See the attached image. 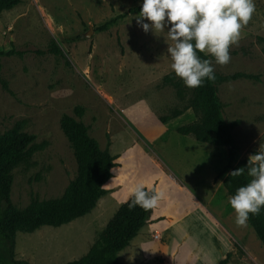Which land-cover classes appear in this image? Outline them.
Masks as SVG:
<instances>
[{"label":"rangeland","instance_id":"rangeland-1","mask_svg":"<svg viewBox=\"0 0 264 264\" xmlns=\"http://www.w3.org/2000/svg\"><path fill=\"white\" fill-rule=\"evenodd\" d=\"M142 3L143 0H20L15 8L1 15L0 50L13 48L25 54L22 58L1 60L0 81L6 83L7 90L0 84V136L22 123L23 131L33 135L36 144H47L28 164L12 172L10 201L16 209L24 210L32 200L60 198L75 179L73 151L59 128V120L65 114L73 116V109L79 106L84 109L81 122L101 150L160 148L182 179L191 183L190 192L202 206L195 204L214 225H217L214 219L219 221L220 211L227 214L232 210L229 196L221 186L222 179L214 181L226 164V150L199 144L192 137L176 133V129L196 121L197 116L188 109L191 98L188 90L184 89L180 99L173 88L162 85L165 75L174 74L167 52L172 41L167 33L143 32L136 22L138 14L129 15L105 32L97 31L104 22ZM255 3L256 11L241 30L238 44L230 47V62L217 65L213 61L215 73L221 76L255 77L215 85L222 119L231 126L237 161L264 147V55L263 46L257 42L258 37L264 38V0ZM90 28L92 33L86 37ZM51 41L59 46L65 58L35 54L45 51ZM144 111L150 117L143 121ZM175 111L181 115L166 123L160 121L162 117L172 118ZM131 161L114 171V179L125 194L143 185L162 195L158 206L150 209L152 218L145 221L129 246L118 253L119 262L199 264L198 244L185 242L186 235H193L197 216L164 231L169 221L178 220L190 208L178 200L166 175L152 170L141 155L133 153ZM148 174L158 179L155 187ZM176 188L192 199L179 182ZM116 206L114 202L106 206L101 200L89 216L60 228L42 227L31 234L16 233L15 261L65 264L84 257ZM147 223L157 226L153 232L161 234L160 243L151 238L152 226ZM199 226L213 232L210 226L202 223ZM235 230L246 244L242 263L264 264V247L251 227L236 225ZM211 254L203 264L214 261L216 254Z\"/></svg>","mask_w":264,"mask_h":264},{"label":"trees","instance_id":"trees-1","mask_svg":"<svg viewBox=\"0 0 264 264\" xmlns=\"http://www.w3.org/2000/svg\"><path fill=\"white\" fill-rule=\"evenodd\" d=\"M19 3L20 0H0V17ZM140 10L141 6L131 8L126 13L104 22L97 28V31L105 32L129 15L139 14ZM257 42L263 46L264 55V38L258 37ZM119 47L122 54L123 50L120 45ZM24 54L25 52L16 51L13 48L8 51L0 50V72L3 58L12 56L22 58ZM35 54L39 56L49 54L65 58L63 51L54 41H51L45 51H35ZM200 56L202 59L209 58L204 54ZM66 64L69 65L68 61ZM215 76V82L205 81L204 86L189 89L175 74H168L162 78V85L173 88L180 99L184 95V89L188 90L191 95L188 109L197 116V120L176 129V133L192 137L199 144L226 150V164L216 175L214 181L222 179V187L231 197L237 188L244 186L250 178L246 174L239 177L230 175L231 172L244 167L247 159L236 160L231 126L222 119L215 85L241 77L247 79L255 77L241 74L221 76L216 73ZM0 84L6 91V83L0 81ZM72 114L73 116L62 115L59 128L73 151L76 177L68 184L60 198L43 202L32 200L24 210L16 209L10 201L12 172L18 166L28 164L34 154L43 151L47 144L44 142L36 144L35 137L23 131L22 123H17L9 132L0 136V264H28L26 261H15L14 259L17 232L31 234L42 227L60 228L90 214L97 200L106 194L102 187L111 177V170L116 166V157L110 154L108 148L101 150L97 141L89 136L88 128L81 122L84 115L82 107H75ZM180 115L179 111H175L171 115L172 118L162 117L160 121L166 123ZM147 191L153 192L154 190ZM131 199L132 197L118 207L115 215L88 253L79 261L69 264H121L117 258L118 253L129 246L145 225L150 213V210L138 206L130 208ZM248 225L264 247V210L258 216L250 215ZM229 258L228 254L217 264H228Z\"/></svg>","mask_w":264,"mask_h":264},{"label":"clouds","instance_id":"clouds-1","mask_svg":"<svg viewBox=\"0 0 264 264\" xmlns=\"http://www.w3.org/2000/svg\"><path fill=\"white\" fill-rule=\"evenodd\" d=\"M255 11V0H143L136 22L145 33H167L172 41L167 48L172 71L185 87L197 89L205 81L215 82L213 61L217 65L230 62V47L238 44L241 30ZM200 54L210 58L202 59ZM245 174L249 181L228 201L240 227L247 226L250 215L264 210V147L250 154L244 167L230 173ZM161 195L137 185L129 207L156 208Z\"/></svg>","mask_w":264,"mask_h":264},{"label":"crops","instance_id":"crops-1","mask_svg":"<svg viewBox=\"0 0 264 264\" xmlns=\"http://www.w3.org/2000/svg\"><path fill=\"white\" fill-rule=\"evenodd\" d=\"M143 116H144L143 121L147 120L150 117L149 114H146V111H144ZM137 147L138 148H135V147L127 148L121 152L110 151V154L116 157L115 159L116 166L111 170V177L105 182V184L102 187L104 191H106V194L97 200L95 207L90 212L91 214L95 210V208L97 207L98 203L101 200H104L106 206H109L112 202L117 204L116 209L114 210L113 214L111 215V217L108 219V221L104 225L102 231L105 229L106 225L115 215V212L118 209V207L121 204L125 203L131 197V193L125 194L126 193L125 190L122 189L121 186L117 185L114 179L116 175L114 174V171L115 169L123 168L125 164H129L130 162H132L131 161L132 154L138 153V155H141L143 161L147 163L148 166L152 170H154L155 172L158 171L159 173L166 175V177L171 181L170 187L173 190V192L176 193L178 200L183 202V206H185L187 209L190 208V210L186 211L178 220L169 221L166 224L164 231H167L170 228H175L178 223H182L183 221H186L188 219L190 220L192 219L194 215H196L198 220H194L193 235L190 237L186 235L185 242L187 245H194L196 243L198 244L197 253L200 256V259L197 258V261L199 262V264H203V262L208 261V259L210 258L209 256L213 255L211 253L216 254V256H215L214 261L211 262L210 264H217L219 261L225 259V257L228 254L230 255L228 264H243L242 260L244 259V255H245L244 246L246 244H244L242 240H240V238L238 237L236 233L237 231L235 229H236L237 224L235 223V215L233 211L229 210L227 214L224 213L223 211H220L221 215L217 216V219L219 220L218 221L219 223H218L214 219V217L206 210L207 213L217 223V225H214L212 221L206 217V215L200 212L199 207L197 206V204H195V202L196 203H199V202L190 192V190H192L191 183H188L187 181L183 180L182 177L177 173L176 168L174 167V164L170 163L168 161L169 159L165 157V151L157 147H144V146H137ZM147 177L151 180L152 186L155 187V185L158 182V179L154 177L153 174H148ZM176 182H179L180 184H182V186H184L189 191L190 196L192 195L191 196L192 199H190L186 194H184L183 192L179 191L176 188ZM221 186H222V183H221ZM145 189L151 190L153 188H145ZM90 214L86 216H89ZM149 217H151V213H149L148 218ZM79 219H82V218H79ZM201 223L202 225L205 224L208 227L210 226L209 228L213 229V232L211 233L206 232L203 226H199V224ZM148 226H152V228L150 229V235H151V238H153L154 233H158L157 231L153 232V230H155L157 226L155 224L153 225L148 224ZM161 239H162V236H160L159 241H156L154 239L153 241L160 243ZM237 242L241 243V245H238ZM236 247H238L239 249H237Z\"/></svg>","mask_w":264,"mask_h":264},{"label":"water","instance_id":"water-1","mask_svg":"<svg viewBox=\"0 0 264 264\" xmlns=\"http://www.w3.org/2000/svg\"><path fill=\"white\" fill-rule=\"evenodd\" d=\"M91 33H92V29L90 28V29H89V33L86 35V37H89V35H90ZM51 228H52V227H51ZM55 229H56V228H55ZM17 233H19V232H17ZM95 243H96V242H95ZM95 243H94V244H95ZM94 244H93V245H94ZM93 245H92V246H93ZM82 258H83V257H82ZM82 258H80V259H82ZM80 259L75 260V261H71V262H67V263H65V264H69V263H72V262H76V261H79Z\"/></svg>","mask_w":264,"mask_h":264},{"label":"built area","instance_id":"built-area-1","mask_svg":"<svg viewBox=\"0 0 264 264\" xmlns=\"http://www.w3.org/2000/svg\"><path fill=\"white\" fill-rule=\"evenodd\" d=\"M160 236H161L160 234L154 233L153 239L156 240V241H159L160 240Z\"/></svg>","mask_w":264,"mask_h":264}]
</instances>
